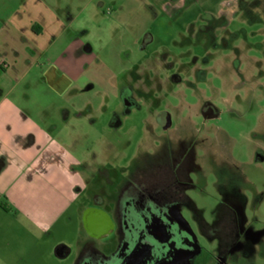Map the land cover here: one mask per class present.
<instances>
[{
    "label": "rangeland",
    "instance_id": "rangeland-1",
    "mask_svg": "<svg viewBox=\"0 0 264 264\" xmlns=\"http://www.w3.org/2000/svg\"><path fill=\"white\" fill-rule=\"evenodd\" d=\"M229 1L76 0L88 7L75 10L71 25L77 84L66 102L87 119L74 115L62 134L70 130L65 140L88 181L99 179L95 192L112 191L108 180L118 184L146 162L183 161L195 219L203 220L199 264L224 258L231 217L263 234L235 264H264V0H237L236 8ZM165 115L168 131L160 126ZM79 228L56 234L72 244L66 264L83 239L88 247ZM45 242L39 264H59L57 251L49 255L55 241ZM95 246L111 256L118 240Z\"/></svg>",
    "mask_w": 264,
    "mask_h": 264
},
{
    "label": "crops",
    "instance_id": "crops-1",
    "mask_svg": "<svg viewBox=\"0 0 264 264\" xmlns=\"http://www.w3.org/2000/svg\"><path fill=\"white\" fill-rule=\"evenodd\" d=\"M75 4L0 5V264L42 263L46 237L50 247L55 241L49 255L54 249L66 264L72 244L56 234L80 226L88 238V168L65 140L70 130L62 134L74 115L87 119L66 102L77 84L71 25L75 10L88 7ZM85 243L68 264H84Z\"/></svg>",
    "mask_w": 264,
    "mask_h": 264
},
{
    "label": "flooded vegetation",
    "instance_id": "flooded-vegetation-1",
    "mask_svg": "<svg viewBox=\"0 0 264 264\" xmlns=\"http://www.w3.org/2000/svg\"><path fill=\"white\" fill-rule=\"evenodd\" d=\"M169 124L165 115L160 126L168 131ZM188 172L183 161L160 166L146 162L118 184L108 180L107 187L116 186L108 193L103 187L94 191L100 183L97 177L89 180L84 264H199L204 250L203 220L195 219L198 213L189 196L193 182ZM231 219L222 229L225 245L221 249L216 244L225 256L212 254L209 264H235L238 253L248 254V248L262 239L261 232L239 226L236 217ZM113 235L118 246L105 256L95 245Z\"/></svg>",
    "mask_w": 264,
    "mask_h": 264
},
{
    "label": "water",
    "instance_id": "water-1",
    "mask_svg": "<svg viewBox=\"0 0 264 264\" xmlns=\"http://www.w3.org/2000/svg\"><path fill=\"white\" fill-rule=\"evenodd\" d=\"M169 125H170V124H169ZM169 125H168V126H169ZM87 213H88V211H87Z\"/></svg>",
    "mask_w": 264,
    "mask_h": 264
},
{
    "label": "trees",
    "instance_id": "trees-1",
    "mask_svg": "<svg viewBox=\"0 0 264 264\" xmlns=\"http://www.w3.org/2000/svg\"><path fill=\"white\" fill-rule=\"evenodd\" d=\"M254 244V243H253Z\"/></svg>",
    "mask_w": 264,
    "mask_h": 264
}]
</instances>
